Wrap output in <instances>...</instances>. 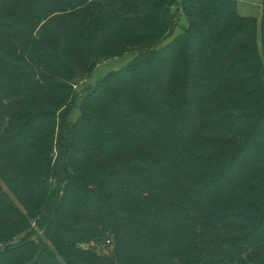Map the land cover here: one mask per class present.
<instances>
[{
    "label": "trees",
    "instance_id": "trees-1",
    "mask_svg": "<svg viewBox=\"0 0 264 264\" xmlns=\"http://www.w3.org/2000/svg\"><path fill=\"white\" fill-rule=\"evenodd\" d=\"M12 1L0 173L26 212L0 185V264H264V20L185 0L168 42L178 0ZM138 49L74 122L76 79Z\"/></svg>",
    "mask_w": 264,
    "mask_h": 264
},
{
    "label": "rangeland",
    "instance_id": "rangeland-1",
    "mask_svg": "<svg viewBox=\"0 0 264 264\" xmlns=\"http://www.w3.org/2000/svg\"><path fill=\"white\" fill-rule=\"evenodd\" d=\"M238 3V13L244 17H251L257 20L258 23V39L259 42L261 41V29L264 20V0H236ZM185 0H178V7L175 9V17L178 18L177 20V27L172 35V37L168 40V42L172 41L174 38L182 34L185 29L189 26L188 19L186 17L185 12L183 11V5ZM11 11H16L17 5L16 0H13L9 6ZM8 9V6H7ZM18 11V10H17ZM167 42V43H168ZM158 47V46H157ZM149 50V49H148ZM147 50V51H148ZM146 51H141V49L131 51L124 56L113 58L107 61H104L97 65L95 70L88 76L83 74L82 77H78L75 81L76 86H74L76 90V96L73 100V105L70 106L72 108V119L76 122L81 115L82 109L81 104L83 102V98L86 94L90 91V89L94 88V86L107 77L109 74L117 72L128 66L132 63L136 58L142 55ZM12 155H3L0 157V168L6 167V165L10 162ZM16 162V157L13 158V164ZM9 174V173H8ZM3 175L0 173V185L3 190L8 194L9 197L13 199V202L16 206L22 211L26 212L24 206H22L18 200L13 196L7 183L3 180ZM42 234V233H41ZM19 241L15 239L14 242L16 243ZM13 242V243H14ZM3 246L0 247L2 249ZM86 249L95 250L98 255H105L110 256L113 254L114 251V239L113 237L110 240H107L103 245H97L96 243L90 244Z\"/></svg>",
    "mask_w": 264,
    "mask_h": 264
}]
</instances>
